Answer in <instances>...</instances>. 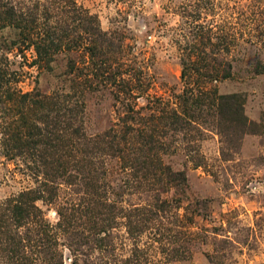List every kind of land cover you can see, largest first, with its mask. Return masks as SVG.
<instances>
[{"label": "rangeland", "instance_id": "obj_1", "mask_svg": "<svg viewBox=\"0 0 264 264\" xmlns=\"http://www.w3.org/2000/svg\"><path fill=\"white\" fill-rule=\"evenodd\" d=\"M263 67L264 0H0V264H264Z\"/></svg>", "mask_w": 264, "mask_h": 264}, {"label": "trees", "instance_id": "obj_2", "mask_svg": "<svg viewBox=\"0 0 264 264\" xmlns=\"http://www.w3.org/2000/svg\"><path fill=\"white\" fill-rule=\"evenodd\" d=\"M7 16H10V14H8ZM35 48H36L37 51H39L40 45L39 44L35 45ZM263 72H264V67H263Z\"/></svg>", "mask_w": 264, "mask_h": 264}]
</instances>
